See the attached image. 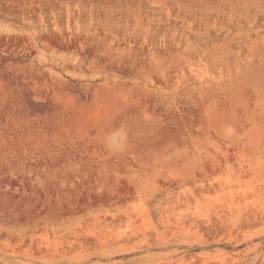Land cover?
Masks as SVG:
<instances>
[{"label": "rangeland", "instance_id": "374dc122", "mask_svg": "<svg viewBox=\"0 0 264 264\" xmlns=\"http://www.w3.org/2000/svg\"><path fill=\"white\" fill-rule=\"evenodd\" d=\"M0 264H264V0H0Z\"/></svg>", "mask_w": 264, "mask_h": 264}]
</instances>
